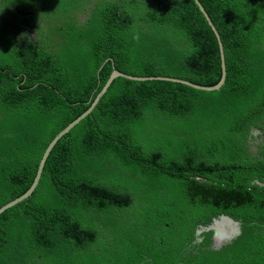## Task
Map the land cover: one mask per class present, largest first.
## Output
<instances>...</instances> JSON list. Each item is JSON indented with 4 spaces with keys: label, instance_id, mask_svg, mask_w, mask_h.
<instances>
[{
    "label": "trees",
    "instance_id": "16d2710c",
    "mask_svg": "<svg viewBox=\"0 0 264 264\" xmlns=\"http://www.w3.org/2000/svg\"><path fill=\"white\" fill-rule=\"evenodd\" d=\"M200 1L223 85L114 79L0 215V264H264V0ZM220 54L195 0H0V207L114 68L209 86Z\"/></svg>",
    "mask_w": 264,
    "mask_h": 264
},
{
    "label": "water",
    "instance_id": "95a60500",
    "mask_svg": "<svg viewBox=\"0 0 264 264\" xmlns=\"http://www.w3.org/2000/svg\"><path fill=\"white\" fill-rule=\"evenodd\" d=\"M197 5L199 6L200 10L204 13L205 17L207 18L209 24L211 25L212 29L214 30L215 34L217 35L218 41H219V46H220V64L222 65V75L220 80L215 84V85H202L199 83H195L193 81L187 80V79H183V78H178V77H172L170 75H163V74H151L150 76H138V75H133V74H129V73H125L122 72L120 70H118L117 68H114L109 79L107 80V82L105 83V85H103V87L100 89V91L97 93V95L95 96V98L93 99V101L91 102V104L86 108V110L80 114L79 116H77L76 118H74L72 121H70L65 127H63L61 129V131H59L56 136L52 139V141L49 143V145L47 146L45 152L43 153V156L41 158V161L39 163L36 175L34 177V180H32V182L30 183V185L21 193V195H19L17 198L9 201L8 203L4 204L3 206L0 207V215L5 212L7 209L11 208L12 206L18 204L19 202H21V200L29 197V195L32 193V191L34 190V188L37 186L39 180L42 177L43 174V170L45 167V164L47 162V159L49 157V155L51 154L53 148L55 147V145L57 144V142L67 133H69L71 131V129L80 121L82 120L86 115H88L93 109L94 107L97 105V103L99 102V100L101 99V97L103 95H105V93L107 92L108 88L110 87V85L112 84V82L114 81V79H116L117 77H125L128 79H132V80H151V79H168L172 82H179V83H183L198 89H202V90H217V88H220L223 83L226 80L227 77V64L225 63V49H224V43L222 40V36L217 28V26L215 25V23L213 22L211 16L209 15L208 11L206 10V8L204 7V5L202 4V2L200 0H195ZM227 222V224H230L232 226L231 231H226L223 228V222ZM241 222L239 220H236L232 217V215L227 214V213H221L220 215H218V217H214L212 223H210L209 225L206 226H200L197 231L196 234L200 235L202 232L204 231H213V235H212V240L214 242L213 244V248L215 249H219L223 244L229 242L230 240L234 239L237 235H239L241 233ZM198 240H201V238H198Z\"/></svg>",
    "mask_w": 264,
    "mask_h": 264
},
{
    "label": "flooded vegetation",
    "instance_id": "af4514ba",
    "mask_svg": "<svg viewBox=\"0 0 264 264\" xmlns=\"http://www.w3.org/2000/svg\"><path fill=\"white\" fill-rule=\"evenodd\" d=\"M249 133V141L251 149L256 152L258 149V144L263 143L264 144V126H261L260 128H251Z\"/></svg>",
    "mask_w": 264,
    "mask_h": 264
},
{
    "label": "bare ground",
    "instance_id": "6f19581e",
    "mask_svg": "<svg viewBox=\"0 0 264 264\" xmlns=\"http://www.w3.org/2000/svg\"><path fill=\"white\" fill-rule=\"evenodd\" d=\"M222 224H223L222 226H223L224 230L231 231L232 226L230 224H227V222H225V221Z\"/></svg>",
    "mask_w": 264,
    "mask_h": 264
},
{
    "label": "rangeland",
    "instance_id": "374dc122",
    "mask_svg": "<svg viewBox=\"0 0 264 264\" xmlns=\"http://www.w3.org/2000/svg\"><path fill=\"white\" fill-rule=\"evenodd\" d=\"M85 17H86V13L84 12H79L78 13V18H79V20H81V21H83L84 19H85ZM213 244H214V242L212 241V246H213Z\"/></svg>",
    "mask_w": 264,
    "mask_h": 264
},
{
    "label": "clouds",
    "instance_id": "9594fccd",
    "mask_svg": "<svg viewBox=\"0 0 264 264\" xmlns=\"http://www.w3.org/2000/svg\"><path fill=\"white\" fill-rule=\"evenodd\" d=\"M133 40H135V41H139L140 40V33L139 32H137V33H135L134 35H133Z\"/></svg>",
    "mask_w": 264,
    "mask_h": 264
}]
</instances>
